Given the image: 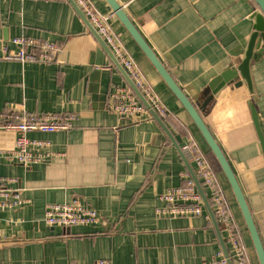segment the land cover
I'll list each match as a JSON object with an SVG mask.
<instances>
[{
    "label": "crops",
    "instance_id": "obj_1",
    "mask_svg": "<svg viewBox=\"0 0 264 264\" xmlns=\"http://www.w3.org/2000/svg\"><path fill=\"white\" fill-rule=\"evenodd\" d=\"M109 24L167 111V122L193 142L212 168L249 264H258L233 193L204 140L149 60L105 0H90ZM191 101L202 104L210 82L238 63L252 32L253 0H115ZM60 46L50 63L0 60V113L74 117L70 130L27 134L48 141L49 161L20 165L9 159L16 134L0 131V187L28 204L0 207V264H205L221 250L203 204L199 216L161 217L158 195L179 187L187 171L158 124L146 112L130 122L107 106L121 72L67 0H0L1 48L14 38ZM261 46L260 40L256 48ZM122 67V66H121ZM254 93L237 77L215 95L202 118L227 159L259 233L264 231V155L251 109L264 138V52L250 66ZM240 83L239 86L236 84ZM189 163V162H188ZM192 172L194 164L189 163ZM195 175V174H194ZM82 200L99 215L96 226H46L47 204ZM208 201V200H207ZM209 203V201H208ZM227 253L231 246L220 230ZM222 251V250H221Z\"/></svg>",
    "mask_w": 264,
    "mask_h": 264
},
{
    "label": "built area",
    "instance_id": "obj_2",
    "mask_svg": "<svg viewBox=\"0 0 264 264\" xmlns=\"http://www.w3.org/2000/svg\"><path fill=\"white\" fill-rule=\"evenodd\" d=\"M72 1L110 48L116 60L150 107L160 118L165 120L167 118L166 109L138 72L134 62L109 24V19L113 15L100 13L90 0ZM11 44L15 49L9 51L6 47L1 48L0 60L21 64L50 63L55 60L60 49L58 44L34 38H14ZM110 97L111 101L107 108L122 121L130 122L137 116L147 112L129 87H115L114 93ZM73 119L72 115H37L23 111L1 112L0 131L16 134L14 149L10 152L9 159L23 166L49 161L55 156L51 151L49 142L29 139L27 134L33 132L50 134L67 131L71 129ZM181 151L187 162L194 164L195 177L209 201L216 223L229 240L231 246L230 258L234 264H249L245 249L237 237L227 204L222 193L216 189L218 183L209 164L191 141L184 144ZM181 177L183 183L179 187L167 188L158 195V199L163 205L156 209L158 216L177 218L199 216L201 214L203 201L192 178L187 171H184ZM26 204H28V201L22 198L19 191L0 187V207L14 209L21 208ZM42 221L46 226L59 228L96 226L99 223V215L95 209L86 205L82 200L73 198L68 203L47 204ZM69 264L80 263L71 262ZM90 264L112 263L107 260H98ZM205 264H227V260L220 250L212 261Z\"/></svg>",
    "mask_w": 264,
    "mask_h": 264
},
{
    "label": "water",
    "instance_id": "obj_3",
    "mask_svg": "<svg viewBox=\"0 0 264 264\" xmlns=\"http://www.w3.org/2000/svg\"><path fill=\"white\" fill-rule=\"evenodd\" d=\"M67 1L69 2V4H71V6L77 12L79 17L83 20L88 31L96 38L102 51L108 56L112 64L121 72L128 87L132 90L136 98L143 104L148 114L158 124V126L164 132L165 136L168 138L171 146L175 149V151L180 156L209 214L211 223L218 236L221 250L223 252L224 257L227 260V264H232L231 260L229 259L227 250L224 246L223 240L221 238L220 229L213 216V213L207 201V198L197 178L192 172V169L189 166V163L187 162L184 154L181 151L182 139L171 128V126L167 122H165V120L160 118L155 113V111L150 107V105L145 100L141 92L136 88L133 81L129 78L125 70L121 67L120 63L116 60L110 48L102 40V38L97 34L95 29L91 26L88 20L84 17V15L81 13L79 8L75 5V3L72 0H67ZM105 2L108 4L109 8L113 12V14L116 16L118 21L122 24V26L126 29L129 35L135 41V43L140 48L144 56L149 60V62L151 63L153 68L156 70V72L158 73L160 78L163 80V82L166 84L170 92L180 103L184 111L187 113V115L191 119L196 130L198 131V133L204 140L209 151L214 156L224 178L226 179L233 193L236 204L238 206L243 222L247 229L249 238L251 240L258 264H264V231H262L261 233L258 232L254 224L253 218L251 216V213L249 211L248 205L246 203L245 197L237 182V179L227 159L225 158L221 148L216 143L215 139L213 138L211 132L207 128L202 118V113L207 111L211 103L215 100V95L217 94V92L222 87L226 86L227 84H232L233 82H237L235 81L237 77H240L241 80L246 84L251 94L254 93L251 74H250V66H251V62L253 60L254 55L261 54L262 52H264V0H253L257 9L254 10L249 16V19L253 23L252 32L250 34L247 47L245 49V52L241 60L238 63H235V65H231L230 67H228L225 71H223L221 74H219V76H217L215 79H213L210 82L208 89L203 93L204 99H203L202 104H200L199 101H196L193 103L185 96V94L182 92V90L179 88V86L175 83L173 78L170 76L166 68L162 65V63L159 61L157 56L154 54L152 49L148 46V44L139 34V32L137 31L133 23L130 21L129 17L125 13V11L122 9V7L115 0H105ZM258 40H260L261 46L259 48H256V44ZM239 85L240 83L236 84V86H239ZM251 117H252L255 130L257 132V136H258V139H259L262 151H263V155H264V138L262 136V133L259 127L256 112L254 111L253 108L251 109ZM66 229H69V228H66Z\"/></svg>",
    "mask_w": 264,
    "mask_h": 264
},
{
    "label": "trees",
    "instance_id": "obj_4",
    "mask_svg": "<svg viewBox=\"0 0 264 264\" xmlns=\"http://www.w3.org/2000/svg\"><path fill=\"white\" fill-rule=\"evenodd\" d=\"M165 120H166V119H165ZM209 153H210V155L213 157V159H215L214 156L212 155V153H211L210 151H209ZM205 160H206V159H205ZM206 161H207V160H206ZM208 162H209V161H208ZM208 162H207V163H208ZM208 164H209V163H208ZM209 166H210V165H209ZM210 167H211V166H210ZM211 170H212V168H211ZM219 170H220V168H219ZM220 171H221V170H220ZM216 186H217L216 189L219 190V191L221 192V190H220V188H219V185L216 184ZM235 231H236V229H235ZM236 234H237V233H236ZM237 237H238V235H237Z\"/></svg>",
    "mask_w": 264,
    "mask_h": 264
},
{
    "label": "bare ground",
    "instance_id": "obj_5",
    "mask_svg": "<svg viewBox=\"0 0 264 264\" xmlns=\"http://www.w3.org/2000/svg\"><path fill=\"white\" fill-rule=\"evenodd\" d=\"M228 256H229V254H228ZM229 259L231 260L232 264H234V262L232 261V259L230 258V256H229Z\"/></svg>",
    "mask_w": 264,
    "mask_h": 264
}]
</instances>
